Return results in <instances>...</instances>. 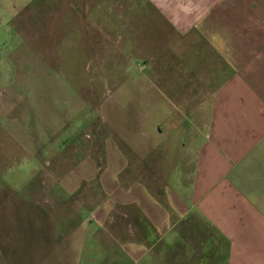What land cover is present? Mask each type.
Segmentation results:
<instances>
[{
	"label": "crops",
	"instance_id": "crops-1",
	"mask_svg": "<svg viewBox=\"0 0 264 264\" xmlns=\"http://www.w3.org/2000/svg\"><path fill=\"white\" fill-rule=\"evenodd\" d=\"M131 6L120 3L118 39L132 55L120 68L133 70L121 83L133 86L122 99L133 120L102 145L100 172L82 177L100 184L81 191L88 218L60 241L67 252L21 254L4 241L0 264H264V0ZM141 100L163 101L184 126L175 156L189 170L166 169L167 183L141 170L156 149ZM97 161L86 154L83 165Z\"/></svg>",
	"mask_w": 264,
	"mask_h": 264
},
{
	"label": "rangeland",
	"instance_id": "rangeland-1",
	"mask_svg": "<svg viewBox=\"0 0 264 264\" xmlns=\"http://www.w3.org/2000/svg\"><path fill=\"white\" fill-rule=\"evenodd\" d=\"M134 1L0 0V244L14 252H67L60 241L88 218L81 191L100 189L102 145L120 142V128L133 120L134 103L122 101L133 86H121L133 70L120 68L132 55L120 53L118 32L120 3L133 10ZM139 104L152 110L145 128L156 147L151 169L140 168L167 183L166 169L189 170L175 156L184 126L176 129L163 101ZM86 154L98 159L94 166L83 165Z\"/></svg>",
	"mask_w": 264,
	"mask_h": 264
}]
</instances>
